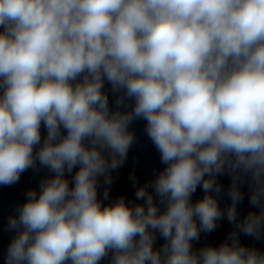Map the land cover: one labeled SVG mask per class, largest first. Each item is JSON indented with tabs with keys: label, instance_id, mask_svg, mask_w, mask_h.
<instances>
[{
	"label": "clouds",
	"instance_id": "clouds-1",
	"mask_svg": "<svg viewBox=\"0 0 264 264\" xmlns=\"http://www.w3.org/2000/svg\"><path fill=\"white\" fill-rule=\"evenodd\" d=\"M137 120L166 167L104 203ZM38 165L3 264H264V0H0V186Z\"/></svg>",
	"mask_w": 264,
	"mask_h": 264
}]
</instances>
